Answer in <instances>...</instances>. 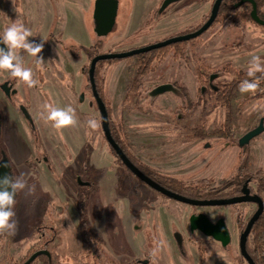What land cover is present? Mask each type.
I'll return each instance as SVG.
<instances>
[{"label": "rangeland", "instance_id": "rangeland-1", "mask_svg": "<svg viewBox=\"0 0 264 264\" xmlns=\"http://www.w3.org/2000/svg\"><path fill=\"white\" fill-rule=\"evenodd\" d=\"M162 1L120 0L116 28L107 38L101 39V54L127 52L183 35L190 28L202 26L204 18L212 11L211 4L205 0H182L160 15L157 11ZM94 2L0 0V34L3 35L14 21H19L32 31L30 41L39 43L45 40L40 53L43 64L19 50L23 66L32 71L38 84L28 88L23 81L13 79L18 90L13 98H7L0 89V135L4 150L16 173L19 172L29 185H35L33 195L21 192L17 196L20 199L15 204L14 219L18 222V229L15 235H0V264H20L47 242L55 264H94V257L88 254L90 248L97 250L101 264H110V261L123 264L120 256L127 240L131 247L127 252L131 253L126 262L150 257L151 264H189L179 250L174 232L184 236L186 256L190 259L194 255L192 264H238L235 258L241 253L237 212L245 214L246 219L250 218L256 211L254 204L195 208L213 219L218 213L227 217L232 242L226 252L214 239L198 232L197 237L190 238L189 217L193 208L163 196L129 171L121 170V175L117 174L119 168L104 138L101 115L97 107H91L92 99L88 94L81 100L86 84L84 67L90 62L85 53L78 51V46L91 47L95 40H100L93 27L90 28L94 26ZM72 13L75 21L70 25L68 18ZM242 27L238 31L227 21H221L202 36L186 41L184 56H177L172 50L164 60L155 62L153 70L143 81L145 96L140 99H125L136 57L101 67L106 95L112 101L113 118L123 121L139 159L163 174L183 178L188 184L212 180L211 187H220L230 179L242 154L239 144L187 140L182 130L205 125L207 131L213 133L223 128L229 115L211 89L201 91L194 54L200 64L214 74L227 64L238 71H248L253 56L264 60V27L255 22L245 23ZM51 32L56 36L63 35L65 40H73L78 49L71 51L72 56L66 54L50 38ZM73 56L77 60L72 59ZM11 78L9 71L0 70V85ZM226 81L228 77L220 75L214 85L219 87ZM166 83L183 87L190 100L197 103L186 119L177 117L180 113L177 96L180 98L181 93L177 96L171 92L149 96L154 88ZM252 95L242 94L238 88L232 100L231 131L238 139L264 118V97ZM67 101L74 104L78 121L75 126L58 131L41 119L44 104L66 108ZM38 103L41 107H37ZM21 106L31 114L37 138L24 118ZM90 119L98 122L97 129L88 127ZM68 135L78 147L80 142H87L84 155L75 160L72 171L65 167L71 157L66 143ZM207 144L209 147L206 148ZM2 152L0 148V157ZM263 168L264 133L250 143L246 169L254 173ZM79 177L82 181L95 182L87 196L92 204L89 216L96 238L93 243L84 239L83 247L77 241L81 240L79 201L85 188L77 181ZM252 187L256 190L255 184ZM261 195L264 197V192ZM50 204L58 209L57 217L49 213ZM66 214L70 218H65ZM137 217L140 220L137 221ZM119 223L125 230V234L121 231L122 236L116 230ZM135 223L140 226L139 230H136ZM172 224H175L173 231ZM113 237L121 250L113 244ZM200 247L204 251L203 262H200ZM179 258L183 263L178 261ZM33 264L44 263L38 259Z\"/></svg>", "mask_w": 264, "mask_h": 264}, {"label": "trees", "instance_id": "trees-1", "mask_svg": "<svg viewBox=\"0 0 264 264\" xmlns=\"http://www.w3.org/2000/svg\"><path fill=\"white\" fill-rule=\"evenodd\" d=\"M205 1L209 2L213 7L216 0H205ZM239 1L240 0H223L218 17L211 26V28L221 21H227L231 27L237 29L238 31H241L243 29L242 27L243 24L248 22H254L251 17L252 5L250 3H244L241 7L235 8L234 5L237 4ZM254 1H256L257 3L260 17L264 19V14H263L264 0H254ZM209 17L210 14L204 18L203 24L207 22ZM202 26L190 28L183 35L191 32H195L199 30ZM91 27L93 26L91 25L90 28ZM241 35L243 37V31L241 32ZM50 38L54 39L55 42L60 46L62 51H64L66 54L70 56H72L71 51L74 52L73 50H77L78 48H79L78 51H81L86 54L90 63L84 67V75L86 80L84 92L85 94H88L91 97L92 102L95 104V106H97L96 101L94 99V95L92 93V85L90 83L89 70L91 66V61L95 57L101 54V50L103 47V40L101 39L95 40L93 46L91 47L79 45L78 48H75L76 45L75 42L73 40L64 41L62 35L56 36L54 35V33L51 32ZM186 46H187L186 41L178 42L167 47L152 50L150 52L142 53L139 54L138 56H135L137 58V61L134 67L132 78L129 82L126 91L125 99L128 100L129 98H134V97L140 99L144 97L145 94L142 90L143 89L142 84L144 79L153 70L155 62L164 60L172 50H174L175 55L184 56L186 54ZM194 59L198 69V79L202 85L201 91L204 92L205 87L209 86V80L211 75L214 73L208 67L200 64V61L198 60L196 54H194ZM120 61H122V59L106 60L99 62L96 68L95 81L98 92L107 107L112 136L115 139L116 143L126 154V156L131 160V162L136 167H138L145 175L151 178L154 182L166 188L167 190L182 195L184 197L196 199V200H215V199L237 197L241 194L242 189L244 188L247 182H251L255 184L256 190L259 194H262L264 192V168L258 170L255 173H252L246 169L248 164L249 147L241 148L242 154L240 155L237 164L235 165V167L233 168L230 174L231 176L230 179L228 181H225L220 187H211L213 182L212 180H201L194 184H188L183 178L163 174L162 172L152 168L151 166L143 162L141 159H139L136 156L135 152L133 151L123 121L121 119L115 120L113 118L112 101L106 95V88H105L106 81L104 80V78L101 77V67L103 65H105L106 63H116ZM247 72L248 71H238L232 68L231 64H227L216 71V74L218 75L227 76L228 81L221 83L220 86L218 87V91H212V90L211 91L217 95L218 103L226 108L229 115L226 119L223 128L213 133H209L205 125H200L194 128H186V127L183 128L182 133L186 135L187 140L193 141V140L201 139L207 142H211V140L213 141L216 140L217 142H222L224 144H230V145L238 144L239 139L236 138L231 131V124L233 120L230 114L232 112V107H233L232 100L236 96V91L239 88L240 83L245 79H249V80L254 79L248 77ZM257 77H260L259 88L252 96L261 98L264 97V76H262V74L260 73H257ZM174 86L177 88V92L174 94H176L177 96V93H181L180 98L177 96V98L179 99L178 109L180 111V113L177 114V117L186 119V117H188L191 113H193V111L197 106V103L192 102L190 100L189 96L187 95L183 87L177 85ZM32 130L34 131V134L37 138V134H38L37 129L34 127L32 128ZM108 146L113 156L116 158L115 163L119 168L118 174L121 175V170L129 171L124 165L123 161L119 158L115 150L109 145V143ZM0 148L3 151H5L1 140V135H0ZM85 163L87 164V161ZM12 167L16 176L19 177V173H16L15 167L13 165ZM89 181L91 182V186L82 189V194H81L82 198L79 201L80 229L85 240L88 243H93L95 236L93 235V231L90 223V216H89L92 204L91 205L89 204L91 201L89 199L90 197L87 196V193L89 189H91L95 185V182L93 180L92 181L89 180ZM19 199L20 196L17 199L16 204L19 201ZM53 205L54 204H50L49 213L57 217L58 209L55 208V206ZM237 220L240 229L244 230L248 224V221L245 218V214H243L242 212H237ZM116 230L117 232H120L119 235L122 236L121 234L122 228L120 223L119 226L116 227ZM196 242L198 241L196 240ZM48 246H49V242L45 243V245L40 250L50 251ZM37 251L39 250L33 251L32 254H34ZM247 251L256 264H264V213L256 221V223L252 228L250 237L247 242ZM88 254L95 258L98 257L96 249L90 248L88 250ZM51 255H52V259H49L47 256H41L37 258L35 261H37L38 259H42L44 264H55L53 254L51 253ZM30 256L26 260L22 261L20 264L25 263L30 258ZM184 258L188 260L189 264H192L191 257L189 259L186 255H184ZM201 258H203V252H201ZM235 260L238 262V264H248L242 256H237Z\"/></svg>", "mask_w": 264, "mask_h": 264}, {"label": "water", "instance_id": "water-1", "mask_svg": "<svg viewBox=\"0 0 264 264\" xmlns=\"http://www.w3.org/2000/svg\"><path fill=\"white\" fill-rule=\"evenodd\" d=\"M180 1L182 0H164L159 10V13L160 14L163 13L172 4L178 3ZM222 2L223 0L215 1L212 7V11H211L209 19L207 20L205 24H203V26L199 30L195 32L172 37V38L157 42L155 44H151L143 48H139V49H132L127 52L108 53V54L98 55L91 61V66L89 70V78H90V83L92 85L93 95L97 102L98 109L101 115V124H102V129H103L105 138L107 142L109 143V145L115 150L119 158L123 161L124 165L138 179H140L142 182L147 184L149 187L163 194L164 196L170 199H173L175 201L190 205V206L223 207V206H231V205H237V204H242V203H255L258 205V210L253 215V217L250 219L245 231L242 233L240 237L241 255L243 256V258L246 260L248 264H256L247 251V242H248V239H249V236L251 234L254 224L264 212L263 198L257 194H251V190L246 185L242 191V195L238 197L215 199V200H196V199L187 198L177 193H174L172 191H169L166 188L154 182L151 178L145 175L138 167H136L131 162V160L126 156V154L123 152V150L120 148V146L116 143L115 139L113 138L111 129H110V119H109L107 107L98 92L96 81H95L96 68H97L98 63L101 61L114 60V59H126L129 57H135L142 53H146L152 50L167 47V46H170L178 42L189 41V40L202 36L211 28V26L217 19ZM244 3H250L252 5L251 17L253 21L257 23L258 25L264 27V19H262L259 15L258 6H257L256 1L240 0L237 4L234 5V7L239 8ZM119 7H120L119 0H95L94 12H93V23H94V33L96 34V37L98 39H105L114 31L116 27V23H117L118 14H119ZM0 37L2 36L0 35ZM3 47H5V45L0 43V48H3ZM214 79L215 77L213 76L211 78V81H213ZM216 89H218V87H216ZM1 90L4 92V94L8 98H11L12 95L16 94L17 92L16 90L14 91L12 90V85H10L9 82H5L4 84H2ZM169 92L176 93L177 88L171 83H166V84H162L154 88L150 92V96L157 97L165 93H169ZM81 100H84V95H82ZM20 110L24 118L26 119V121L31 126H34V120L31 114L29 113L28 109L24 106H21ZM263 133H264V118L260 120V123L256 128L248 131L242 138L239 139L240 148H244L250 145V143L255 138H257ZM207 147H209L208 144L206 145V148ZM4 164H7L8 167H4L3 166ZM5 175H13V171H12V165L10 163L9 157L7 156L6 152L3 151L2 159L0 161V177H3ZM78 181L81 185H85V183L80 178L78 179ZM190 227L193 232L194 231L201 232L205 236L210 237L214 239L215 241L220 242L224 247L228 248L231 245L232 237L223 219L219 220L217 223H214L210 220V218L206 214H203V213L198 214V215L194 214L190 217ZM175 240L179 248L183 250L184 240H183L182 235L181 234L175 235ZM41 256H47L49 259H51L50 251L39 250L35 252L34 254H32L30 258L23 264H32L37 258ZM147 263L148 262H144V264H147Z\"/></svg>", "mask_w": 264, "mask_h": 264}, {"label": "clouds", "instance_id": "clouds-1", "mask_svg": "<svg viewBox=\"0 0 264 264\" xmlns=\"http://www.w3.org/2000/svg\"><path fill=\"white\" fill-rule=\"evenodd\" d=\"M30 37H33L32 31L19 21H14L6 28L3 36L0 37V43L5 45V47L0 48V70L9 71L12 78L23 81L28 88H33L38 84V81L33 78L32 71L23 66V58L19 55V50H24L35 58L38 64H43L44 59L40 53L43 51L45 40L42 39L37 43L34 40L30 41ZM257 73L264 76V60L260 56H253L247 75L254 79H245L240 83L239 91L242 94H254L259 88L260 77H257ZM43 109L41 119L50 123L51 127L58 131L75 126L78 122L75 109L71 106L58 108L46 103L43 105ZM87 123L92 130L99 127L95 119H90ZM3 166L8 167L7 164ZM21 192H25L26 195H33L35 185H29L23 176L5 175L0 177V235H15L18 229V222L14 219V208L16 196ZM65 218H70L69 214H66Z\"/></svg>", "mask_w": 264, "mask_h": 264}, {"label": "flooded vegetation", "instance_id": "flooded-vegetation-1", "mask_svg": "<svg viewBox=\"0 0 264 264\" xmlns=\"http://www.w3.org/2000/svg\"><path fill=\"white\" fill-rule=\"evenodd\" d=\"M164 1V0H163ZM163 1H162V3L160 4V6H159V9H158V11H157V14H160L159 13V10H160V8H161V5L163 4ZM119 2H120V0H119ZM176 4V3H175ZM175 4H172L171 6H173V5H175ZM94 5H95V2H94ZM170 6V7H171ZM170 7H168L167 9H169ZM119 9H120V7H119ZM166 9V10H167ZM165 10V11H166ZM164 11V12H165ZM163 12V13H164ZM163 13H161V14H163ZM160 14V15H161ZM116 25H117V23H116ZM116 28V27H115ZM115 30V29H114ZM93 32H94V26H93ZM1 36H3L2 34H0ZM96 35V34H95ZM62 38H63V35H62ZM63 40L64 41H66L64 38H63ZM72 59H75V60H77L76 59V57H71ZM215 77V79L213 80V81H211V78L212 77ZM220 78V75H218V74H212L211 75V77H210V80H209V86L208 87H205V90L206 89H211L212 91H218V89H216V85H214V81H216L217 79H219ZM13 79L14 78H11V79H9V80H7L6 82H9L10 83V85H12V90L14 91V90H16L15 89V82L13 81ZM5 83V82H4ZM3 83V84H4ZM2 85V84H1ZM1 85H0V89H1ZM204 90V91H205ZM17 92H16V94H14V95H12V97L11 98H13V96H15V95H17V93H18V90H16ZM3 92V91H2ZM4 93V92H3ZM92 93H93V91H92ZM84 97H85V92H84ZM7 97V96H6ZM8 98V97H7ZM95 99V98H94ZM96 101V100H95ZM92 105H91V107H97V110L99 111V109H98V105L97 106H95V104L92 102L91 103ZM96 104H97V102H96ZM100 113V112H99ZM262 119V118H261ZM260 119V120H261ZM259 123H260V121H259ZM259 125V124H258ZM35 127V124H34V126H31V128H34ZM257 127V126H256ZM255 127V128H256ZM254 129V128H253ZM252 130V129H251ZM250 131V130H249ZM238 144H239V142H238ZM246 147H249V145L248 146H246ZM245 148V147H244ZM1 159H2V155H1V157H0V161H1ZM116 159V158H115ZM12 165V164H11ZM127 168V167H126ZM128 169V168H127ZM129 170V169H128ZM260 170V169H259ZM12 171H13V175L14 176H16V174L14 173V170H13V167H12ZM129 172H131L130 170H129ZM19 173V172H18ZM132 173V172H131ZM253 173V172H252ZM255 173V172H254ZM117 174H118V172H117ZM133 174V173H132ZM134 175V174H133ZM19 176H20V173H19ZM80 178V177H79ZM78 178V179H79ZM81 179V178H80ZM78 181V180H77ZM139 181L140 182H142L140 179H139ZM79 182V181H78ZM84 183H85V185H82V186H84V187H90L91 186V182L89 181V180H85V181H83ZM142 183H144V182H142ZM80 184V183H79ZM252 184L253 183H251V182H247L246 184H245V186L247 185L248 186V188L251 190V194H257V195H259V196H261L262 198H263V200H264V197L261 195V194H259L258 192H257V190H255L253 187H252ZM147 185V184H146ZM148 186V185H147ZM244 186V187H245ZM151 188V187H150ZM153 189V188H152ZM244 189V188H243ZM243 189H242V191H243ZM156 191V190H155ZM158 192V191H157ZM159 193V192H158ZM161 194V193H160ZM163 195V194H162ZM242 195V192H241V194L239 195V196H241ZM164 196V195H163ZM166 197V196H165ZM238 197V196H237ZM168 198V197H167ZM17 199L18 198H16V201H17ZM224 199V198H223ZM173 200V199H172ZM184 204V203H183ZM242 204H247V203H242ZM250 204H254L255 206H256V211L258 210V205L257 204H255V203H250ZM185 205H187V204H185ZM237 205H240V204H237ZM175 206V205H174ZM188 206H190V205H188ZM231 206H235V205H231ZM191 208H193L194 210L191 212V215H190V217L192 216V215H194V214H196V215H198V214H201V213H203V214H206L209 218H210V220L212 221V222H214V223H217L219 220H221V219H223L224 221H225V223H226V226H227V228H228V230H229V232H230V234H231V228H230V225H229V222H228V219H227V217H225L223 214H220V213H218V215H217V217H216V219H213L209 214H207V213H204V212H198V211H196L195 210V208H205V207H195V206H190ZM224 208H226V207H230V206H223ZM223 207H215V208H223ZM256 211L253 213V215L256 213ZM80 213V212H79ZM264 213V212H263ZM253 215L250 217V218H247L246 220L248 221V223H249V221H250V219L253 217ZM190 217H189V233H190V238H195V237H197L196 236V232H198V231H192L191 230V227H190ZM261 217V216H260ZM138 217L136 218V220L138 221ZM140 220V219H139ZM176 224V223H175ZM175 224H172L171 225V231H173V227H174V225ZM79 225H80V215H79ZM236 225H237V229H238V232H239V245H240V237H241V235H242V233L245 231V229L244 230H241L240 229V227H239V224H238V220H237V218H236ZM248 225V224H247ZM247 227V226H246ZM135 228H136V230H139V228H140V226L138 225V223H135ZM80 231H81V229H80ZM198 233H200V234H202L201 232H198ZM180 234V232H174V238H175V235H179ZM81 235H82V232H81ZM182 235V234H181ZM204 235V234H203ZM82 237H83V235H82ZM182 237H183V240H184V236L182 235ZM207 237V236H206ZM231 237H232V234H231ZM250 237V236H249ZM84 238V237H83ZM96 238V237H95ZM208 238H210V237H208ZM85 239V238H84ZM111 240H112V242H113V244L114 245H116L117 246V244H116V242H115V240H114V237L113 238H111ZM127 240V239H126ZM185 241V240H184ZM218 245H221V247L226 251V252H228V248L227 247H224L220 242H218V241H215ZM178 245V244H177ZM115 247V246H114ZM118 247V246H117ZM125 247V249H124V252L121 254V256H120V260L123 262V264H132V263H134V264H144V262H148L147 264H151L152 263V260H151V258L149 257V258H147V259H145V260H135V261H131V262H126L127 260L126 259H129V254L131 253V252H127V250L128 251H131V247H130V244H129V242H128V240H127V245L126 246H124ZM179 247V246H178ZM118 249H120L119 247H118ZM121 250V249H120ZM179 250L181 251V253L183 254V255H186V253H185V251H184V249L183 250H181L180 248H179ZM201 252H203V258H201ZM51 253V252H50ZM240 253H241V251H240ZM199 255H200V262H203V259H204V251H203V248L202 247H200V249H199ZM241 255V254H240ZM242 256V255H241ZM192 259H193V257H194V255L192 254L191 256H190ZM243 257V256H242ZM51 259H52V255H51ZM94 259H95V261L96 260H98L99 258L97 257V258H95L94 257ZM125 260V261H124ZM95 261H94V264H101V261H99L98 260V263H95ZM193 262H194V259H193ZM87 264H90V262H87ZM110 264H116L115 262H113V261H111V263ZM202 264V263H201ZM211 264V263H210ZM221 264H223L222 262H221Z\"/></svg>", "mask_w": 264, "mask_h": 264}, {"label": "crops", "instance_id": "crops-1", "mask_svg": "<svg viewBox=\"0 0 264 264\" xmlns=\"http://www.w3.org/2000/svg\"><path fill=\"white\" fill-rule=\"evenodd\" d=\"M74 13H72V16L71 17H69L68 19H70V25H71V23H74V19H75V17H74ZM49 90V89H48ZM65 92L63 91V94H64ZM63 99H64V95H63ZM68 103H67V107L68 106H71L73 109H75L74 108V104L73 103H71L70 101H67ZM38 106L37 107H41L40 106V104L38 103L37 104ZM37 109V108H36ZM38 110H39V108H38ZM75 114H76V112H75ZM69 136V141L67 140V138H66V143L68 144V148H70L69 149V151H70V154H71V157H70V160L68 161V164H67V166L65 165V167L68 169V170H70V171H72L73 169H74V166H75V160L77 159V158H80V156H83L84 155V152H85V148H86V144H87V142L85 141L84 143H82V142H80L79 144H80V147H78V145H77V143L70 137V135H68ZM84 141V140H83ZM73 151V152H72ZM74 163H73V162ZM37 165V164H36ZM78 224H79V220H78ZM79 226V225H78ZM122 228V232L125 234V230H124V228H123V226L121 227ZM81 237V240H78L77 239V241H80V243H81V246L83 247L84 245H85V240H84V238L82 237V235L80 236ZM178 261L181 263L182 262V260L179 258L178 259ZM183 263V262H182Z\"/></svg>", "mask_w": 264, "mask_h": 264}]
</instances>
